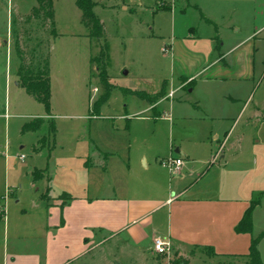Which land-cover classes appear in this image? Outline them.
Segmentation results:
<instances>
[{"label": "rangeland", "instance_id": "obj_1", "mask_svg": "<svg viewBox=\"0 0 264 264\" xmlns=\"http://www.w3.org/2000/svg\"><path fill=\"white\" fill-rule=\"evenodd\" d=\"M93 1L96 3L94 12L104 31L102 36L94 37L91 48H88V41L82 34L86 27L81 23L82 15L81 22L78 21L79 9L74 0H53L55 15L58 13L54 21L45 18V9H41L39 17H34V9L39 7L37 0H0V207L14 210L21 204H32L31 199L40 195L41 192L31 187L32 174L36 168L47 167L53 146L52 133L48 128L50 117L45 119L46 123L40 130L22 132L25 123L45 112L42 103L17 85L22 58L36 64L43 55L49 54L51 99L55 109L53 120L59 131V144L67 145L70 135L77 133L74 130L86 125L90 115L99 113L101 116H114L115 120L108 118L101 122L119 128L118 140L123 141L127 136L128 141L141 142L151 133L150 126H169L173 122L151 119L152 112H144L147 100L125 90L147 91L153 96L151 93L160 90L164 81H167L170 90L178 85L181 75L198 73L203 69L204 48H211L208 36L212 41L214 39V45L226 42L223 51L241 43L228 58L229 70H239L236 58L242 56L253 61L254 68L249 90L233 84L223 88L224 93L234 97L238 95L236 98L243 100H238L235 105L234 120L227 122L231 133L222 135L216 141L212 161L219 162L227 151L232 160L244 158L247 166H251L253 161L258 163L264 178V0ZM69 32L78 35L68 36ZM188 35L197 37L192 42L185 38ZM55 37H58L56 44L52 45ZM222 68L218 65L209 73ZM101 74L108 78L110 94L107 102L95 111L93 104L104 90ZM201 77H198V82ZM198 85L196 92L187 95L191 102L199 98V92L205 93L207 89ZM163 92L166 94L165 90ZM167 96L170 97V94ZM207 101L208 108L212 109L210 112L217 117L215 113L221 107L219 102L215 98ZM170 103L165 102L161 107L169 109ZM139 111H143L139 118L131 115L129 118L132 119L127 120L123 116ZM127 122L129 130L126 129ZM182 133L178 124L174 135L179 137ZM59 144L51 159L54 160V172L62 180L65 175L61 165L67 150L62 151ZM136 147L134 144V149ZM170 152L169 147L154 153L166 156V159L171 157ZM251 183L255 184L253 188L264 189V180L261 185L256 180ZM6 184L11 190L5 194ZM255 194L254 198L261 200L255 217V226L260 233L264 232V193L258 195L256 191ZM67 197L65 193L60 195V199ZM44 198L47 202L51 201L48 193ZM17 200L21 202L16 203ZM4 210L0 212H3L0 220L5 216ZM121 240L123 238L104 245L100 249L103 258H121L136 264H159L151 257L145 261L139 257L137 248H128ZM195 251V264H249L246 257H214L211 251L202 248ZM262 252L264 256V243ZM172 255L159 256L167 264H181L183 258ZM94 264L104 263L100 260Z\"/></svg>", "mask_w": 264, "mask_h": 264}, {"label": "crops", "instance_id": "obj_2", "mask_svg": "<svg viewBox=\"0 0 264 264\" xmlns=\"http://www.w3.org/2000/svg\"><path fill=\"white\" fill-rule=\"evenodd\" d=\"M218 1L221 0H213ZM78 11L80 23L82 12ZM55 16L58 18L57 12ZM81 23L86 27L82 34L91 48L94 37ZM196 37L185 36L192 42ZM57 38L53 39L55 43L52 45L56 44ZM206 38L212 44L211 48H204L203 69L197 75H181L178 85L170 90L164 81L160 90L151 94L164 90L166 94L163 92V98L154 104L147 101L144 108V112H152L153 120L173 122L169 126H150L151 133L141 142L128 141L127 136L121 141L117 137L118 127L101 122L108 118L115 120L114 116L99 113L90 115L86 125L78 126L74 130L77 133L70 135L65 146L57 142V129L47 167L36 168L45 170L44 176L35 180L36 169L32 174L31 187L41 192L40 195L31 199L32 204H21L14 210L0 207V212L4 210L5 215L0 220V264H94L100 260L104 264L120 261L122 264H136L121 258H103L100 249L120 238L126 247L137 248L139 257L145 261L151 257L159 264H167L153 248L156 236L168 238L172 246L171 257L183 258L188 264H195L194 252L199 248L211 251L214 257H240L249 253L252 239L262 233H258L260 229L255 226L257 208L261 203L253 213L252 233H237L235 228L257 196L255 192L258 191V195L264 193V189L253 188L255 184L251 183L256 180L261 185L264 180L259 165L253 161L247 166L241 157L232 160L227 151L218 163H213L212 158L216 141L231 133L227 122L234 120L235 105L238 100H243L236 98L238 95L224 93L223 88L233 84L249 90L253 61L246 56L236 58L239 70L231 71L228 58L241 43L223 51L226 42L219 46L214 45L210 36ZM218 65L223 68L209 73ZM16 79L19 80L18 73ZM17 85L21 86L20 80ZM197 85L207 89L205 93L199 92V98L191 102L187 95L196 92ZM171 92H174L172 98L167 96ZM214 98L221 106L215 113L217 117L212 115L207 103L208 99L213 101ZM165 102H171L168 106L170 112L167 107H161ZM54 110L51 99V116L45 110L44 114L34 118H54ZM142 112L123 116L131 120V115L139 118ZM178 124L183 133L176 137L174 131ZM126 129H130L129 122ZM57 144L62 151L67 150L61 165L65 175L62 180L54 172V160L51 159ZM169 147L171 157L178 155L184 159L180 175L170 174L162 164L166 156L154 153ZM5 186L6 194L11 189L8 184ZM46 193L51 197L50 202L44 198ZM63 193L70 197L60 199ZM19 202L21 200L16 201ZM263 243L264 239L259 250L264 263Z\"/></svg>", "mask_w": 264, "mask_h": 264}, {"label": "trees", "instance_id": "obj_3", "mask_svg": "<svg viewBox=\"0 0 264 264\" xmlns=\"http://www.w3.org/2000/svg\"><path fill=\"white\" fill-rule=\"evenodd\" d=\"M39 2V7L34 9V17H39L41 14V9L46 10L44 15L47 19H52L54 21V7L53 0H37ZM76 5L82 11V21L91 30V35L93 37L102 36L103 26L94 12V7L96 3L93 0H75ZM19 53L24 55L23 52ZM29 63L26 59L22 58V65L19 69L18 75L20 80V85L25 89V91L33 96L38 102L44 105L46 113L51 116V76H50V62L49 54L42 56L40 60ZM107 76L101 74V81L103 83V94L94 103V110H98L104 103L107 102L110 94V85L107 82ZM127 93L134 94L141 99H146L150 104L158 102L163 96V91H160L153 96L145 91L137 90H125ZM100 110V109H99ZM49 129L52 133L53 146L55 145V135H56V124L52 117H50ZM46 123L45 118L37 117L31 121L25 123L22 127V132L38 131ZM44 147V144L42 145ZM45 170H35L34 179L39 180L44 176ZM68 195V194H67ZM70 197V195H68ZM261 200L254 199L250 202L249 207L246 209L243 218L236 226L235 230L237 233H252L254 228L253 213L255 208L260 205ZM3 217L0 215V219ZM264 238V232L260 233L257 237H254L251 241L249 248V253L247 255H242L240 257L247 258L249 264H264L262 261L261 253L259 250V244ZM214 255V253H213ZM181 264H188V261L183 259Z\"/></svg>", "mask_w": 264, "mask_h": 264}, {"label": "built area", "instance_id": "obj_4", "mask_svg": "<svg viewBox=\"0 0 264 264\" xmlns=\"http://www.w3.org/2000/svg\"><path fill=\"white\" fill-rule=\"evenodd\" d=\"M167 50V49H166ZM97 91V89H95ZM174 92L170 93V97ZM162 164L168 168L170 174L180 175L183 172L184 159L180 156L170 157L162 160ZM153 248L159 255H169L172 251L171 242L164 236H156L153 240Z\"/></svg>", "mask_w": 264, "mask_h": 264}, {"label": "water", "instance_id": "obj_5", "mask_svg": "<svg viewBox=\"0 0 264 264\" xmlns=\"http://www.w3.org/2000/svg\"><path fill=\"white\" fill-rule=\"evenodd\" d=\"M127 73V72H126ZM115 264H122V263H120V262H115Z\"/></svg>", "mask_w": 264, "mask_h": 264}]
</instances>
